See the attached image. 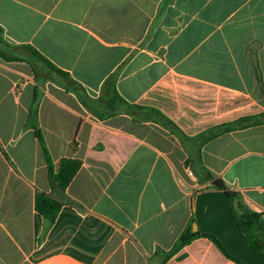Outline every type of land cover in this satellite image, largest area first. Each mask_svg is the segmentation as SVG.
I'll use <instances>...</instances> for the list:
<instances>
[{
  "label": "crops",
  "instance_id": "1",
  "mask_svg": "<svg viewBox=\"0 0 264 264\" xmlns=\"http://www.w3.org/2000/svg\"><path fill=\"white\" fill-rule=\"evenodd\" d=\"M0 28V264H161L208 174L264 215V0H0ZM164 264L238 263L197 237Z\"/></svg>",
  "mask_w": 264,
  "mask_h": 264
},
{
  "label": "trees",
  "instance_id": "2",
  "mask_svg": "<svg viewBox=\"0 0 264 264\" xmlns=\"http://www.w3.org/2000/svg\"><path fill=\"white\" fill-rule=\"evenodd\" d=\"M1 28H0V42H1ZM22 48L28 51L30 56L36 58L41 64H43L47 69L53 71L58 76L63 78L71 79L69 75L60 70L59 68L55 67L51 64L45 57H43L36 49L31 47L30 45H23ZM0 56L7 60H23L21 57L17 56H5L0 53ZM119 100L126 103L129 107H137L140 109H147L153 118L158 120H164L167 124H171L170 120L166 116H164L159 110L156 108L150 107H139L133 106L128 102H125L121 97ZM34 107L31 109V114L33 113ZM220 128H225V125L219 126ZM219 127L215 129H219ZM225 130V129H224ZM209 131H212L209 130ZM223 129L218 130L217 132H221ZM37 138L41 144V148L45 154V158L48 165V172L51 180H54L60 187H65L77 169L80 166V162L78 160L72 159H62L60 168L58 172L55 174L53 173L51 160L48 155L47 149L44 146L43 139L39 133L36 131ZM218 134H200L199 137H202V141L206 142ZM198 159H200V155H198ZM208 178L211 179V183L209 187L199 189L197 192L201 190H209V189H224L228 193V202L231 213L238 223V225L243 229L245 238L247 243L258 250L264 251V215L260 212H256L249 208L241 199L239 194L235 191L228 190L224 186L221 180L214 178L212 175L208 174ZM35 209L42 215L43 217V233L52 225L55 220L56 214L60 208L61 203L52 198L50 195L37 192L35 194V201H34ZM194 221V216L191 218V222L182 230V232L177 237L176 241L174 242L171 249L166 252H162V263L164 264L167 259H169L172 255H174L178 250H180L183 246L190 243L193 239L197 237H206L208 238L226 257L235 261L238 264H246L245 262L237 259L235 256L230 254L220 243L218 238L214 236L212 233L203 232V231H192V222Z\"/></svg>",
  "mask_w": 264,
  "mask_h": 264
},
{
  "label": "water",
  "instance_id": "3",
  "mask_svg": "<svg viewBox=\"0 0 264 264\" xmlns=\"http://www.w3.org/2000/svg\"><path fill=\"white\" fill-rule=\"evenodd\" d=\"M212 233L222 246L246 264H264V251L251 247L234 219L224 189L201 190L195 195L192 231Z\"/></svg>",
  "mask_w": 264,
  "mask_h": 264
},
{
  "label": "built area",
  "instance_id": "4",
  "mask_svg": "<svg viewBox=\"0 0 264 264\" xmlns=\"http://www.w3.org/2000/svg\"><path fill=\"white\" fill-rule=\"evenodd\" d=\"M17 90H18V88H17V87H14V88H13V91H15V92H16ZM189 174H191V172H189Z\"/></svg>",
  "mask_w": 264,
  "mask_h": 264
},
{
  "label": "rangeland",
  "instance_id": "5",
  "mask_svg": "<svg viewBox=\"0 0 264 264\" xmlns=\"http://www.w3.org/2000/svg\"><path fill=\"white\" fill-rule=\"evenodd\" d=\"M200 189H202V188H200Z\"/></svg>",
  "mask_w": 264,
  "mask_h": 264
}]
</instances>
